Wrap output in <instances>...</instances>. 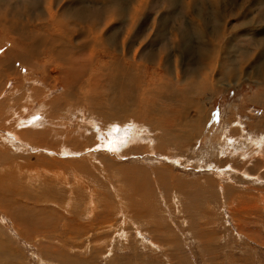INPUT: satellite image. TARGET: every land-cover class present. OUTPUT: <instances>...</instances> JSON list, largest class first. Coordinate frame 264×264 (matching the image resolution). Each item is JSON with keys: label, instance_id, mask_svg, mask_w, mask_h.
<instances>
[{"label": "rangeland", "instance_id": "374dc122", "mask_svg": "<svg viewBox=\"0 0 264 264\" xmlns=\"http://www.w3.org/2000/svg\"><path fill=\"white\" fill-rule=\"evenodd\" d=\"M25 1L29 0L17 4ZM41 1V7L30 12L39 23L51 3L67 13L65 31L78 34L89 31L86 22L77 24L78 2L103 7L102 20L109 24L106 36L119 35L105 47L113 49L126 35L129 59H121L123 71L116 76L140 85L144 78L142 89L150 86L143 93V105L139 95L122 98L118 78L106 74L90 82L73 66L61 71V82L54 66L43 75L38 68L28 71L18 65L17 72L0 78V100L10 105L0 116V264H264V147L252 143L264 137V0ZM113 7H119L116 12H124L129 22L112 13ZM133 12L139 13L135 30L130 28ZM14 19L0 17V23ZM200 24L207 29L208 41L221 44L219 52L211 49L220 55L218 70L208 77L203 91L200 85L188 95L192 94V106L178 114L176 107L168 106L167 91L158 83L169 82L174 91L183 85L185 90L187 83L177 86L176 74L179 70L183 77L191 66L182 46V55L176 53L167 31H187L192 38L188 43L196 44L191 29ZM161 26L166 33L160 34ZM84 38L98 41L100 36ZM176 40L183 42L181 36ZM103 60L112 65L111 57ZM91 65L96 75L97 63ZM19 84L25 91L17 92ZM31 86H39L34 96L27 95ZM42 94L46 101L61 100L53 114L45 112L52 107L40 102ZM75 103L85 113L80 107L73 109ZM114 105L115 110L109 107ZM198 105L204 122L195 130L201 127L195 121ZM116 108L131 110L132 121L138 123L135 137L148 135L153 141L140 142L137 137L134 142L132 137L128 152L110 153L104 141L134 131L114 123L113 110L121 114L120 120L128 117ZM67 110L75 114L67 116ZM38 111L45 121L39 123L42 115H36L29 125L37 127L31 135L18 132L21 142L4 140L6 133L19 130L18 118ZM172 111L177 118L171 125L165 119ZM47 115L51 121L55 117L58 126H49ZM75 125L89 129L76 142L72 133L71 139L61 134ZM45 129L49 133L44 135ZM167 130L171 144L156 147L155 138H166ZM55 133L58 137L51 138ZM186 133L188 137H181Z\"/></svg>", "mask_w": 264, "mask_h": 264}, {"label": "bare ground", "instance_id": "6f19581e", "mask_svg": "<svg viewBox=\"0 0 264 264\" xmlns=\"http://www.w3.org/2000/svg\"><path fill=\"white\" fill-rule=\"evenodd\" d=\"M19 1L20 0H0V17L12 16L15 18L12 22L8 21L7 24L0 23V29H1L0 30V52L1 53L3 52V54H0V78L7 76L11 72H17L16 66H18V65H23L22 67L25 69H28V71H32L34 68H38L40 70L41 74H43V75H47L50 68L52 66H54L52 71H53V73L57 74L60 77V79H59L60 82H61V71H63V72L66 71L65 67H67V66L76 67L77 71H78V76H85V77H87V80H89L90 82H94L95 79H99L98 76H104L106 74L112 75L116 78H118L116 76L117 74L121 75V72L123 71L121 59L122 58H124L126 60L129 59V55H128L129 52L125 48V46H126V42H125L126 35L124 37H122V43L121 42L117 43L113 49L111 47H108V48L105 47V45H107V43L109 41L110 42H117L119 35H118V33L114 32L112 35L114 37L113 39H110L111 37L106 36L107 30L109 29V26H108L109 24L107 25V22L106 21L104 22L102 20L103 15L106 12L103 9V7H98L95 4H92V5L90 4L87 6L86 3L78 2V6L76 8V11H78L80 14V17L79 16L77 17L80 20V22L77 24H81L83 22H86L88 24L87 26L89 28V31L86 34H84V33L78 34L76 32L68 33L65 31L64 26L69 25V23L67 22V13L65 11L61 12V10L58 11V10L53 9L51 3H49L46 7L47 14L44 15L43 22L39 23L38 19H36L34 16H32L33 14H30V12L31 11H37L42 5V1L39 2V0H29L28 2H30V4L27 1H25V2H23L24 5L22 4V6H20V4L19 5L17 4ZM110 1H108V3L110 4V8H111L112 4ZM116 2H118V1L116 0ZM126 4H127V1H126ZM126 4H125V6H126ZM121 5L122 4L120 3V5H118V6L122 8ZM119 7H117L116 10ZM112 9H114L112 13H115L116 16L123 18L122 20L126 21V19H128L125 16L126 14L124 12L123 13H121L119 11L116 12L114 7ZM137 10H139V9H137ZM133 13L134 14H132V15H134V16H132L130 14L133 18L129 15L131 17L130 19L133 21L132 24L130 25V28L135 30L137 28L136 22H137V18H138L137 15H139V13H137V12H133ZM224 13H226V12H224ZM108 15H107V17H108ZM221 15H219V16H221ZM105 17H106V15H105ZM209 18H210V16H209ZM210 19H208V20H210ZM99 21H101V23H99ZM202 21H204V20H202ZM200 22H201V20H200ZM56 23H59L60 27H57ZM101 25H102V27H101ZM105 25H107V26H106V28L103 29V27ZM220 25H223V24L221 23ZM167 26L164 25L163 27H167ZM192 26H195L194 30L193 29H191V30L194 31L193 33H195L193 40L196 41V39H197L196 44L188 43V41H191L192 38H189V33L187 31H183L182 33L179 31L178 32L177 31L172 32L169 30V28L167 31L168 34L173 36L171 38V42H172L173 46L175 48H177L176 53L180 54V56L182 55L180 52V46H182V48H184V50H185V52L183 54L185 55L186 58H184V59L186 60V62L190 63V66H191V70H188V71L186 70L185 72H183V77H181L179 70L177 71V74H176L177 86L179 83H181V84L187 83L186 89L183 90L184 86L182 85L183 88H181L179 86L177 89L179 91H177V90L174 91L172 88L170 89L168 87V85L170 84L169 82L164 83V81H160L158 83V85L161 88H163L167 91V93H165L164 95H167L169 97L168 98L169 99L168 100V106L174 107V108L176 107L175 109L178 111L177 112L178 114H184L185 112H187L188 108H190L192 106L191 105L192 100H190V98H192L191 95L193 94V91L197 90V87L200 85H202L203 88L199 89V90L203 91V89L206 88L207 82L210 81V80L208 81V77L211 78L210 75H212L213 72L218 70L216 68H217V63L219 61L220 55L216 56L215 51L217 50L218 46H220L221 44H219V43L214 44L213 42L208 41L209 36L207 35V29H205L201 24L198 26L197 25H192ZM220 27L223 28L222 26H220ZM161 28H162V26H161ZM212 29L215 30V27H213ZM214 30H213V32H214ZM160 32H161L160 34H164V33H166V29L162 28ZM59 35H61V38H59V40L61 41V45L57 41V37ZM91 36L92 37L100 36V38L98 39V41L96 38L93 40L89 39V38H87V39L84 38V37H91ZM165 36H167V35H165ZM180 36L183 39L182 43H180L176 40V39L180 38ZM73 38L76 39V41H74ZM108 39H110V40H108ZM69 41H72L74 44L77 42V44H75V46L69 45L68 44ZM8 43H11L10 46H12V47L4 50L7 47V46H5V48H4V45L8 44ZM101 48H103V50ZM211 49L214 50V52H215L214 54L211 52ZM218 50H220V49H218ZM75 52H78V54L73 55ZM153 52L154 51H151L149 56L153 55L152 54ZM80 54H86L89 56L87 58H81ZM69 55H70V58H69ZM107 56L112 58L111 63H112V65H114V67H112V65L107 66L106 62L103 60V58L107 57ZM131 61L135 62L136 61L135 57L132 58ZM94 63H97L96 75H95V73H93V65H91ZM88 65H89V68L87 67ZM138 68H140V66H138ZM114 69L116 70V74L112 73V71ZM128 69L133 70L134 67L130 66V68L128 67ZM146 74H148V73H146ZM134 76H135V74L132 75L133 78H134ZM199 77H202L201 80H199ZM125 78L126 77H124L123 75L118 78V87H121L120 93L123 95L122 98H130V97H133L134 95H137V96L139 95L142 97L141 103L143 105L147 104V100L144 97L143 93H144L145 89L149 88L150 85H148L142 89V86L144 85V81L146 79L142 78V85H140L135 80L132 83L130 81H124ZM180 79H182L184 81L180 82ZM37 80L35 82H38ZM129 80L132 81V79H129ZM24 84L26 85L27 83H24ZM148 84L152 85V81H148ZM190 84H191V86H190ZM154 85H156V83H154ZM208 85L210 86V84H208ZM32 87L33 86H31V88ZM38 87L39 86L33 87L31 89V92L28 91L27 95L28 96H31V95L34 96V94H37V91L35 89ZM16 89H17L18 93L22 89H23V91H25L24 88L22 86H20V84L17 85ZM169 89L172 92V94L169 93ZM213 89H215V86ZM15 90H12V91H15ZM33 90H35V91H33ZM0 93H2V92H0ZM20 93H21V91H20ZM190 93H192V94L190 96H188ZM188 97H190V98H188ZM36 99H38V97L37 98L33 97V101ZM85 99H87V97H85ZM1 100H0V116L3 114V111L6 110V108H4V106H7V107L10 106L9 104L6 103L7 99H3V102H1ZM46 100L47 99H44L43 94H42L40 102H43ZM46 102H47L46 105H48L49 107H52V109L49 108V110L48 111L45 110V112L49 113V111L51 110L50 113H52V114H53L54 107L56 110H58V108L61 104V100H59V99L46 101ZM4 103H5V105H4ZM46 105H42V106L44 107ZM117 106L118 105L109 106V107H113L115 110V107H117ZM71 107H74L73 109H75L76 107H78V108L80 107L79 111L82 109L81 104H79V103H75ZM45 108H47V107H45ZM121 109H123L122 112L126 111L128 113V117L126 120H123V119L120 120L118 117L121 114H119L118 112H115V114H114V110H113L110 114L114 115L116 117L114 123L115 124L118 123V124L123 125V126L128 125V127L130 126V128H132V130H134V131L131 130L132 132L129 133L130 137H129V135H126L124 133L125 137H124V135H122V137L119 136V138H115V137L111 136L110 142H107L108 140L106 139L107 141H104V142H106V145L110 146V148L108 150L109 152L111 151L110 153H114V152L119 153V151H121L123 149H125L123 151V153L128 152L127 146L129 145L130 141L132 140V139H130L132 137H133V140H134V138L136 140L137 137L140 138V140L138 139L140 142L142 140L144 141V140L150 138V137H148V135L143 136L141 134L135 137V135L137 134L136 124H138V123H135L134 121H132V113H131V110L129 108H126V109L125 108H116V110H121ZM196 109H198L197 110L198 116L195 119L196 126H201V127H198L195 130H199L202 128L204 120L200 116L201 106L200 105L196 106ZM82 111H81L82 113H85L83 109H82ZM66 112H67V114H66L67 116H68V114H75V113L69 112L68 110ZM172 113L173 114L171 117H168L165 119L167 121V123H169L171 125L174 123L175 119L177 118V117H175V116H177V114L173 111H172ZM42 114H43L42 111H38V112H34V113H31L29 115L24 116V118L23 117H21V119L18 118L16 123L18 124L19 130H12L11 132H9V134L6 133L7 137L4 136V138L6 137L4 140L8 139V141L12 142V139L15 141L18 138L19 140L17 139L16 141L21 142L20 137H18V135H16V133L20 132V133H22V135H25V136L31 135L32 131L34 130L33 128H37V127L34 125H31V126H29V125L35 121L36 115H42ZM62 114H63V112H62ZM41 117L42 118L40 119L39 123H43L45 121L43 119L44 115H42ZM47 117H49V115H47ZM63 117L64 118L66 117L65 114ZM178 118H180L179 115H178ZM8 119L9 118H7L5 121H7ZM48 119H50V120H48L49 126H53L54 124L56 126H58L57 122L54 121L55 117H54V120H52V121H51L50 117ZM58 119H60V118L58 117ZM126 123H128V124H126ZM49 126H48V129H49ZM124 127H126V126H124ZM142 127H144V126L142 125L141 128ZM48 129L47 130L45 129V131H43V133L42 132L41 133L44 135L46 133H49ZM88 131H89V129L84 125H75V127H73L72 131L70 129H68V127H67V131L61 130V134L62 135L67 134V136H68V134L72 133L71 136H75V137H73L72 140L76 142V140H79V138H82V137L84 138L86 136V134L88 133ZM91 132H92L91 135H93V136L96 134V133L93 134V131H91ZM144 132H146V130ZM35 133H36V135L37 134L39 135L40 130L38 133L37 132H35ZM35 133H33V135H35ZM169 133H170V131L167 130L166 131V136H167L166 138H163L162 136H161L162 138H160V137L155 138V142L157 141L156 147H158V148L162 147L163 143L171 144V142L169 141L170 138H168V137H170ZM56 134L57 133L52 134V135L50 134V136H52L51 138L58 137V136H56ZM98 134L99 133L97 132L96 135H98ZM144 134H146V133H144ZM48 136H49V134H48ZM71 136H68V138H70ZM183 136L188 137V134L186 133V134L182 135L181 137H183ZM128 137L130 140L128 139ZM135 140H134V142H135ZM150 140L153 141V139H151V138H150ZM25 141H27V140H25ZM75 142H73V143H75ZM253 142L256 143V144L254 143V145H256L259 149H262L264 147V137L254 138L252 140V143ZM26 144H27V142H26ZM31 146H32V143H31ZM38 146L40 148V145H38ZM137 146H139V145H137ZM87 147H89V146H87ZM257 147H256V149H257ZM137 148H139V147H137ZM87 150H89V149H87ZM70 152H72V151H70ZM58 178H60V177H58ZM28 198H29V196H28ZM28 198H24V199H28ZM29 220H34V222H35V218H33L32 215L29 216Z\"/></svg>", "mask_w": 264, "mask_h": 264}]
</instances>
